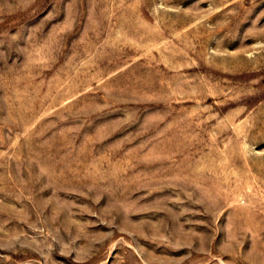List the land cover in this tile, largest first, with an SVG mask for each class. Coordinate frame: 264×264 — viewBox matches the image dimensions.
<instances>
[{
  "label": "rangeland",
  "instance_id": "1",
  "mask_svg": "<svg viewBox=\"0 0 264 264\" xmlns=\"http://www.w3.org/2000/svg\"><path fill=\"white\" fill-rule=\"evenodd\" d=\"M0 264H264V0H0Z\"/></svg>",
  "mask_w": 264,
  "mask_h": 264
}]
</instances>
